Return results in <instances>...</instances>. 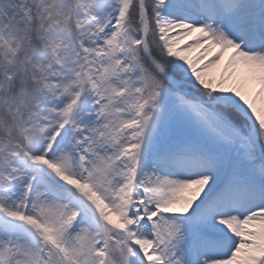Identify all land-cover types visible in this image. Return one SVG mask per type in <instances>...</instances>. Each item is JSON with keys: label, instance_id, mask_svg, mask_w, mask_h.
<instances>
[{"label": "snow or ice", "instance_id": "1", "mask_svg": "<svg viewBox=\"0 0 264 264\" xmlns=\"http://www.w3.org/2000/svg\"><path fill=\"white\" fill-rule=\"evenodd\" d=\"M0 264H264V0H0Z\"/></svg>", "mask_w": 264, "mask_h": 264}]
</instances>
